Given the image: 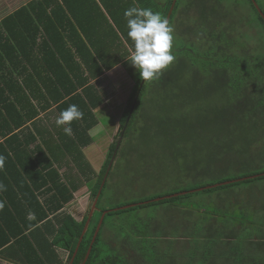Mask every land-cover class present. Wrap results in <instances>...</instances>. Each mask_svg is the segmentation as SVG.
Here are the masks:
<instances>
[{"label": "trees", "instance_id": "trees-1", "mask_svg": "<svg viewBox=\"0 0 264 264\" xmlns=\"http://www.w3.org/2000/svg\"><path fill=\"white\" fill-rule=\"evenodd\" d=\"M247 1L256 18L238 20L252 27L251 23H256L263 30L255 40L260 44L251 53L238 52L243 45L239 36L249 31L228 22V13L219 15L212 9L206 16L205 6L196 4L195 27L200 39L188 33L172 35L175 59L158 78L144 82L134 106L141 78L128 59L134 45L127 35L124 12L130 7L149 8L165 19L172 0H30L1 18L0 155L5 163L0 182L6 191L0 192L5 204L0 210V258L17 264H69L91 206L79 221L65 206L93 179L88 199L94 201L132 106L116 160L135 134L140 139L153 137L152 128L157 127L162 130L157 136L166 137L176 146V154L185 157L184 167L172 166L176 179L184 170L189 171L188 178H202L191 187L244 178L226 185L232 186L253 179V175L264 177V11L260 14L252 1ZM179 4L176 0L170 27ZM118 64L133 84L121 112L116 141L95 172L82 149L91 143L89 131L98 123L93 111L104 102L96 81ZM149 90L156 96L146 103ZM73 104L83 112V118L72 122V135L68 136L56 120ZM49 114L54 115V121L49 120ZM138 118L144 122L137 132ZM106 185L107 179L100 196ZM182 191L188 188L145 198L147 203L139 200L136 203L141 204L136 206L168 203L173 207L191 192L151 200ZM111 212L114 210H108ZM201 218L186 233V264H203L212 256L218 259L215 250L220 244L226 245L221 253L232 264H246L245 259L261 264L260 255L256 258L236 249L242 241L250 250V235L241 240L230 225L223 228L211 218ZM91 220L92 215L72 264H82L96 228L93 225L86 236ZM158 225L170 230L167 223ZM99 240L100 230L85 264H129L100 250ZM58 250L67 252L65 261Z\"/></svg>", "mask_w": 264, "mask_h": 264}, {"label": "rangeland", "instance_id": "rangeland-1", "mask_svg": "<svg viewBox=\"0 0 264 264\" xmlns=\"http://www.w3.org/2000/svg\"><path fill=\"white\" fill-rule=\"evenodd\" d=\"M223 1L224 4H219L218 0H180L179 8L173 16L172 35L177 37L188 33L200 39V35H196L198 29L195 27L198 26L195 20L199 15L196 4L199 8L204 5L206 16H209L212 9L217 10L219 15L226 12L228 14H225V18L227 17L228 22H234L245 33L249 31L248 35L239 36L243 45L238 47V52L251 53L254 46L260 44L255 40L259 38L257 34L263 30L256 23H251L253 27L248 26L246 21H240L238 18L255 17L254 12L247 0ZM254 2L262 13L264 0H254ZM132 84L122 68L106 74L96 82L104 103L96 112L98 125L94 128L93 143L86 149L89 162L96 171L104 163L109 146L114 140L116 141L121 111ZM151 92L149 90L145 96V98L148 96L146 103L153 95L156 96L155 92ZM53 118L51 116L52 120ZM143 122L140 118L137 119L135 126L137 132ZM159 131H162L161 128L154 127L152 132L155 136H145L140 139V136L135 134L130 142L128 140L125 143L121 156H117V160L114 159L111 174L109 177L107 175L108 185L97 200V208L93 211L86 236L89 235L93 225L97 226L104 211L117 206L135 204L139 200L143 202L145 198L168 194L182 187L188 190L196 189L197 187H191L193 181H202L199 177L188 178L187 170L179 174L176 179V172L172 166H178V169L179 166L184 167L185 157L176 154V146L166 137L159 138L157 136ZM163 155L167 159H161ZM220 186L222 187L217 186L219 188L210 192H206V189L191 192L190 195L176 200L174 202L176 205L173 207L168 203H151L134 205L132 209L129 207L107 212L100 227L98 248L107 250L117 259L121 257L129 264H186L189 261L186 253L189 248L187 246L189 234L186 233L190 232V228L200 216L205 218L203 220L211 218V221L217 222L219 227L224 228L225 225L227 228V225H230L229 229H233L236 237L239 236L241 240L246 239L250 233L255 234L257 226L259 230L264 228V177H254L237 185ZM84 189L83 193L77 192L75 199L65 207V211L73 214L78 220L88 213L93 204L90 203L88 193H84L87 190ZM178 205L181 206L180 209ZM158 223L169 224L170 230H166ZM208 224L209 222H203V225ZM240 243L236 248L238 253L240 250L248 255L252 253L246 246L247 242L240 241ZM225 248L226 245L220 244L215 250L217 255H220L219 258L214 259L217 256H212L203 264H232L231 260H227L228 256L221 253L226 250ZM58 253L61 260L65 261L67 252L58 250ZM245 262L254 264L249 259H245Z\"/></svg>", "mask_w": 264, "mask_h": 264}, {"label": "clouds", "instance_id": "clouds-1", "mask_svg": "<svg viewBox=\"0 0 264 264\" xmlns=\"http://www.w3.org/2000/svg\"><path fill=\"white\" fill-rule=\"evenodd\" d=\"M128 38L134 49L128 58L143 81H152L158 78L175 59L171 53L172 28L168 21L159 12L149 8L130 7L125 10ZM83 118V112L77 105H70L63 110L56 120L58 127L63 126L65 135H72L71 124ZM5 157L0 155V171H3ZM6 191V186L0 182V192ZM5 204L0 200V210ZM34 216V213H30Z\"/></svg>", "mask_w": 264, "mask_h": 264}, {"label": "water", "instance_id": "water-1", "mask_svg": "<svg viewBox=\"0 0 264 264\" xmlns=\"http://www.w3.org/2000/svg\"><path fill=\"white\" fill-rule=\"evenodd\" d=\"M251 1H252L253 5L255 6V8L257 9V11H258L260 14H262V13L259 11V9H258L257 5L255 4L254 0H251ZM175 3H176V0H172L171 5H170L169 10H168V13H167L166 18H165L167 21H169V19H170V16H171V13H172V10H173V8H174ZM144 82H145V81H143V80L141 79V82H140V85H139V88H138V91H137L136 97H135V99H134L133 106L135 105V102H136V100H137V97H138V95H139V92H140V90H141V88H142ZM133 106L131 107V109H130L128 115H127V118H126V121H125L124 127L122 128V131H121V133H120V135H119V137H118V139H117V142H116L115 148H114V150H113V152H112V155H111L110 161H109V163H108V166H107L106 172H105L104 177H103V179H102V182H101V184H100V186H99V189H98V191H97V194H96V196H95V198H94L93 204H92V206H91V208H90V211H89V213H88L87 219H86L85 224H84V226H83L82 232H81L80 237H79V239H78L77 245H76L75 250H74V252H73V254H72V257H71V259H70V261H69V264H72V262H73V260H74V257H75V255H76V253H77V250H78V248H79L80 242H81V240H82V238H83V235H84V233H85V231H86V229H87V226H88V224H89V221H90L91 215H92L94 209L96 208L97 200H98V198H99V196H100V194H101V190H102V188H103V186H104V184H105V181H106L107 175H108V173H109V171H110V169H111V166H112V164H113V162H114V159H115V156H116V154H117L118 148H119L120 143H121V141H122V137H123V133H124L125 127H126V125H127V122L129 121V118H130L131 113H132V111H133ZM260 175H262V174H260ZM257 176H258V175H253L252 177H257ZM243 179H244V178H239V179H233V180H228V181L218 182V183H215V184H212V185H208V186H204V187H200V188H196V189H191V190L189 189L188 191H182V192L174 193V194H171V195H167V196H163V197L154 198V199H152L151 201H159L160 199L169 198V197H171V196L176 197V196H178V195H185V194L188 193L189 191H190V192H196V191H202V190H204V189H211V188H214V187H217V186H220V185H227V184L234 183V182H237V181H240V180H243ZM147 202H148V201H143V202H141V203H147ZM141 203L125 205V206H121V207L114 208L113 210L115 211V210L127 209V208H129V207H133L134 205L141 204ZM107 212H108V211H104V212L102 213V216H101V218H100V220H99V222H98V224H97V226H96V228H95L94 234H93V236H92V239H91V241H90V244H89V246H88V249H87V251H86V254H85L84 258H83L82 264H85V262L87 261V258H88V256H89L90 251H91V248H92V245H93V243H94V241H95V238H96V236H97V234H98V232H99V230H100V227H101V224H102L103 217H104V215H105Z\"/></svg>", "mask_w": 264, "mask_h": 264}, {"label": "crops", "instance_id": "crops-1", "mask_svg": "<svg viewBox=\"0 0 264 264\" xmlns=\"http://www.w3.org/2000/svg\"><path fill=\"white\" fill-rule=\"evenodd\" d=\"M28 1H30V0H0V20H1V18L3 17V16H5L6 14H8V13H11L12 11H14L16 8H18V7H20V6H22V5H25ZM118 68H122V70L125 72V70H124V68L122 67V65L121 64H118V65H116L115 67H113L111 70H109V71H107V72H105V74L102 76V77H104L106 74H108V73H110V72H112V71H115L116 69H118ZM126 73V72H125ZM127 74V73H126ZM101 77V78H102ZM129 77V76H128ZM100 78V79H101ZM99 80V79H98ZM97 80V81H98ZM96 81V82H97ZM104 103V102H103ZM103 106V104L100 106V107H98L97 109H95L94 111H93V113H94V115L96 116V118H97V115H96V112L99 110V108H101ZM122 112V111H121ZM51 116H53L54 117V115L53 114H49L48 115V118H49V120L50 121H54V119L55 118H53V120L51 119ZM97 121H98V118H97ZM97 125H98V123H97ZM97 125L95 126V127H97ZM94 127V128H95ZM91 129L90 131H89V135H90V137H91V143L90 144H92L93 143V132L95 131V129ZM90 144L88 145V146H90ZM88 146L87 147H85V148H83L82 149V151H83V153H84V156H85V159L89 162V159H88V157H87V154H86V149L88 148ZM107 154V153H106ZM89 164H90V162H89ZM91 165V164H90ZM92 167V166H91ZM92 169L95 171V172H98V171H96L95 170V168H93L92 167ZM100 169V168H99ZM63 170H65V168H63V169H61V172L63 171ZM93 181H94V179L92 180V182L91 181H89V182H86V183H84L73 195H74V199H75V197H76V193L77 192H80L81 191V193H83V188H85L87 191H84V193L85 192H89V189L91 188V186H92V183H93ZM84 189V190H85ZM67 206V205H66ZM65 206V207H66ZM73 215V214H72ZM73 217H74V215H73ZM76 220H78L76 217H74ZM79 221V220H78ZM249 239H250V242H251V246H250V250H251V254H254L255 255V257L256 258H258V255H260V257H261V264H264V228L263 229H260L259 230V228H258V226H257V229H256V233L255 234H252V233H250V236H249ZM256 259H255V264H256ZM0 264H17V263H12V262H10V261H7V260H4V259H2V258H0Z\"/></svg>", "mask_w": 264, "mask_h": 264}]
</instances>
